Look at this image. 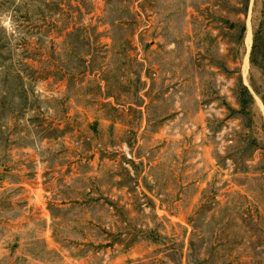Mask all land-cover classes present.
Wrapping results in <instances>:
<instances>
[{
	"label": "rangeland",
	"instance_id": "1",
	"mask_svg": "<svg viewBox=\"0 0 264 264\" xmlns=\"http://www.w3.org/2000/svg\"><path fill=\"white\" fill-rule=\"evenodd\" d=\"M0 264H264V0H0Z\"/></svg>",
	"mask_w": 264,
	"mask_h": 264
}]
</instances>
